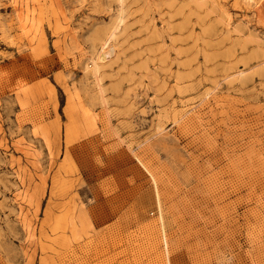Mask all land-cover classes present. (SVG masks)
Listing matches in <instances>:
<instances>
[{"label": "rangeland", "instance_id": "obj_1", "mask_svg": "<svg viewBox=\"0 0 264 264\" xmlns=\"http://www.w3.org/2000/svg\"><path fill=\"white\" fill-rule=\"evenodd\" d=\"M263 1L0 0V264H264Z\"/></svg>", "mask_w": 264, "mask_h": 264}, {"label": "bare ground", "instance_id": "obj_2", "mask_svg": "<svg viewBox=\"0 0 264 264\" xmlns=\"http://www.w3.org/2000/svg\"><path fill=\"white\" fill-rule=\"evenodd\" d=\"M262 5L260 6V10H259V12H261V15H263L264 14V1L261 3ZM27 9V8H26ZM29 10V9H28ZM27 11V10H26ZM23 13V12H22ZM22 17H25V16H22ZM31 19H33V17H31L30 18V16H29V13H27V15H26V18H25V20H26V22H29ZM33 21V20H32ZM25 22V21H24ZM33 23V22H32Z\"/></svg>", "mask_w": 264, "mask_h": 264}]
</instances>
